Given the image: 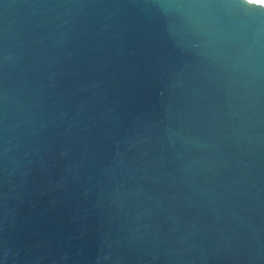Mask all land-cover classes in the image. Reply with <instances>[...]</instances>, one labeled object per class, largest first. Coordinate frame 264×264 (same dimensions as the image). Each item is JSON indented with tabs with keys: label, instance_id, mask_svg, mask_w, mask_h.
Listing matches in <instances>:
<instances>
[{
	"label": "water",
	"instance_id": "95a60500",
	"mask_svg": "<svg viewBox=\"0 0 264 264\" xmlns=\"http://www.w3.org/2000/svg\"><path fill=\"white\" fill-rule=\"evenodd\" d=\"M0 264H264V4L0 0Z\"/></svg>",
	"mask_w": 264,
	"mask_h": 264
},
{
	"label": "snow or ice",
	"instance_id": "6c2138e0",
	"mask_svg": "<svg viewBox=\"0 0 264 264\" xmlns=\"http://www.w3.org/2000/svg\"><path fill=\"white\" fill-rule=\"evenodd\" d=\"M254 2L264 4V0H254Z\"/></svg>",
	"mask_w": 264,
	"mask_h": 264
}]
</instances>
